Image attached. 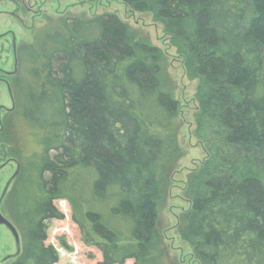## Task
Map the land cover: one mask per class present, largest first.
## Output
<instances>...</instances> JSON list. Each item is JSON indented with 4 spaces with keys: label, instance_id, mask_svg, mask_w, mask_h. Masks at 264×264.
I'll list each match as a JSON object with an SVG mask.
<instances>
[{
    "label": "trees",
    "instance_id": "1",
    "mask_svg": "<svg viewBox=\"0 0 264 264\" xmlns=\"http://www.w3.org/2000/svg\"><path fill=\"white\" fill-rule=\"evenodd\" d=\"M123 2L154 14L199 81L208 152L184 188L181 238L199 264H264V0ZM33 39L17 49L0 130V155L20 167L5 200L23 243L15 264L59 263L46 242L61 201L99 264H177L157 219L181 127L162 49L113 13L53 19Z\"/></svg>",
    "mask_w": 264,
    "mask_h": 264
},
{
    "label": "rangeland",
    "instance_id": "2",
    "mask_svg": "<svg viewBox=\"0 0 264 264\" xmlns=\"http://www.w3.org/2000/svg\"><path fill=\"white\" fill-rule=\"evenodd\" d=\"M116 14L119 19L134 30H139L150 40L151 44L162 49L166 56V74L174 98L180 102V131L178 134L180 159L172 177V188L168 198L158 213L159 227L164 233L165 243L169 254L177 264H199L195 259L190 245L183 241L178 230L179 216L189 209L185 200L184 188L189 174L199 166L207 156V149L196 137V111L198 104L195 101L198 80L187 77L183 60L178 56L176 49L170 44V38L164 33V27L156 22L154 14L139 13L129 9L123 0H22L13 3L9 0H0V69L4 73L15 71L14 42L16 49L23 44H31L36 31L47 22L64 16L84 15L95 17L104 14ZM2 77V75H0ZM8 81L10 77L4 76ZM14 98L6 85L0 83V109H2L0 130L3 129V120L13 109ZM2 148L0 147V152ZM0 192L17 171V163L13 159H4L0 155ZM8 188V192L9 189ZM64 214L62 221L51 220L48 223L46 242L47 246L56 248L59 254L58 264H99L103 257L95 248L85 246L78 226L72 222L69 204L65 201L56 203ZM3 215H7L3 206ZM18 252L15 238L6 227H0V264L8 256ZM15 258L4 264H15ZM126 264H134L128 261Z\"/></svg>",
    "mask_w": 264,
    "mask_h": 264
},
{
    "label": "flooded vegetation",
    "instance_id": "3",
    "mask_svg": "<svg viewBox=\"0 0 264 264\" xmlns=\"http://www.w3.org/2000/svg\"><path fill=\"white\" fill-rule=\"evenodd\" d=\"M13 48H14V46H13ZM16 51H17V49H16ZM16 57H17V52H16V55H15V61H16ZM16 68V67H15ZM14 72L15 71H13V72H10V73H4L3 71H2V69H0V75H2V77H0V83H3L4 85H6L7 87H8V89H9V86H10V88H11V93H10V96H11V98H12V101H13V87L11 86V84H10V81H8V80H6L5 78H4V76H6V77H9V76H12V74H14ZM10 91V90H9ZM13 105H14V103H13ZM2 109H0V123H1V115H2ZM3 167L1 166V169H2ZM0 169V170H1ZM12 185V184H11ZM7 194H8V192H7ZM7 194L6 195H3V192L1 193L0 192V215H2L5 219H7L3 214V206H5V200H6V197H7ZM8 221H9V223L12 225V226H14V228H16V230H17V232H18V236H19V241L17 240V238H15L14 237V234H13V232H12V230H11V228L9 227V226H7L5 223L3 224V222H1L0 221V227H6L7 229H8V231L12 234V236H13V238H15V241H16V244H17V249H18V252L16 253V255H14V256H8V257H5V259H3V260H1L2 262H3V264L6 262V261H8L9 259H14L15 258V261L17 260V258H18V256H19V254L20 253H22V251H23V249H22V247H23V243H22V237H21V235H20V232H19V230H18V227L17 226H15L14 225V223L11 221V219H7Z\"/></svg>",
    "mask_w": 264,
    "mask_h": 264
},
{
    "label": "water",
    "instance_id": "4",
    "mask_svg": "<svg viewBox=\"0 0 264 264\" xmlns=\"http://www.w3.org/2000/svg\"><path fill=\"white\" fill-rule=\"evenodd\" d=\"M14 51L15 52H17L16 51V43L14 42ZM15 63H16V61H15ZM16 66H17V63H16ZM9 90H10V93H11V88H10V86H9ZM1 169V168H0ZM19 169H20V167H18V165H17V171L15 172V174H14V176H13V178H12V180L11 181H9L8 183H7V185L5 186V188L3 189V195H6L7 194V190H8V188L10 187V185L13 183V180H14V178L17 176V174L19 173ZM0 221L1 222H3V224L5 223L7 226H9L10 228H11V230H12V232H13V234H14V237L15 238H17V240L19 241V236H18V232H17V230H16V228H14V226H12L10 223H9V221L7 220V219H5L2 215H0Z\"/></svg>",
    "mask_w": 264,
    "mask_h": 264
}]
</instances>
